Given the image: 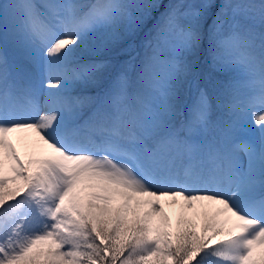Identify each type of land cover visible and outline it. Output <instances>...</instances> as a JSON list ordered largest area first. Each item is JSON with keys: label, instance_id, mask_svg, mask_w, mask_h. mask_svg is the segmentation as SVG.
Segmentation results:
<instances>
[{"label": "snow or ice", "instance_id": "snow-or-ice-1", "mask_svg": "<svg viewBox=\"0 0 264 264\" xmlns=\"http://www.w3.org/2000/svg\"><path fill=\"white\" fill-rule=\"evenodd\" d=\"M0 264H264V0H0Z\"/></svg>", "mask_w": 264, "mask_h": 264}, {"label": "rangeland", "instance_id": "rangeland-1", "mask_svg": "<svg viewBox=\"0 0 264 264\" xmlns=\"http://www.w3.org/2000/svg\"><path fill=\"white\" fill-rule=\"evenodd\" d=\"M142 40H143V34L138 35L137 37V43L135 48H132V45H130V38L126 39L124 43H120L117 46L107 50V51H100V52H92L87 51V53H84L83 51L80 53V56L83 59L86 60H94L98 63H104L106 65V71L104 72L102 76V82L107 80L112 74H113V67L117 61L120 63L129 62L131 63L134 61L137 57H142L144 54V51L142 49ZM93 45H95V38H93ZM204 59V58H203ZM110 62H113L112 64H109ZM199 62V61H198ZM200 63V62H199ZM109 64V65H108ZM201 65L205 64V60L201 61ZM214 76L220 78L222 77V73H213ZM91 94H95L94 90H90ZM187 99V98H185ZM20 135V134H17ZM22 152V150H21ZM23 154V152H22ZM165 204V211L169 213L170 216L173 218V222H175L176 215L178 213V207H170L169 203L167 201L164 202Z\"/></svg>", "mask_w": 264, "mask_h": 264}, {"label": "trees", "instance_id": "trees-1", "mask_svg": "<svg viewBox=\"0 0 264 264\" xmlns=\"http://www.w3.org/2000/svg\"><path fill=\"white\" fill-rule=\"evenodd\" d=\"M137 37L138 36H131V37H128V38H130V45H132V48L134 49L135 48V46L134 45H136V43H137ZM128 38H126V39H128ZM125 39V40H126ZM125 40L124 41H122L121 43H124L125 42ZM87 49L85 50V51H83L84 53H87ZM92 53V52H91ZM205 54L204 53H197L196 54V56L195 57H193L194 59H196V60H198L200 63H201V61H204L205 60ZM204 58V59H203ZM113 62H110L109 64H112ZM108 64V65H109ZM110 68H113V67H110Z\"/></svg>", "mask_w": 264, "mask_h": 264}, {"label": "bare ground", "instance_id": "bare-ground-1", "mask_svg": "<svg viewBox=\"0 0 264 264\" xmlns=\"http://www.w3.org/2000/svg\"><path fill=\"white\" fill-rule=\"evenodd\" d=\"M13 142L15 143L16 142V137H15V135L13 136ZM22 150V149H21ZM22 152H23V150H22ZM178 211H179V209H178Z\"/></svg>", "mask_w": 264, "mask_h": 264}]
</instances>
